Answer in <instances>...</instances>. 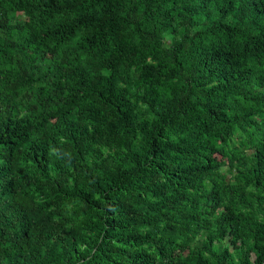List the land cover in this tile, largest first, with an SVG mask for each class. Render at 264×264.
<instances>
[{"label": "trees", "instance_id": "16d2710c", "mask_svg": "<svg viewBox=\"0 0 264 264\" xmlns=\"http://www.w3.org/2000/svg\"><path fill=\"white\" fill-rule=\"evenodd\" d=\"M0 264H264V0H0Z\"/></svg>", "mask_w": 264, "mask_h": 264}]
</instances>
